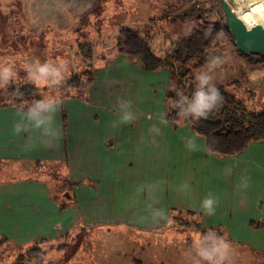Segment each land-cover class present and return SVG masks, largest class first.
Wrapping results in <instances>:
<instances>
[{
    "label": "crops",
    "instance_id": "obj_1",
    "mask_svg": "<svg viewBox=\"0 0 264 264\" xmlns=\"http://www.w3.org/2000/svg\"><path fill=\"white\" fill-rule=\"evenodd\" d=\"M236 55L264 62L253 53ZM106 56L80 95L60 97L55 139L42 130L17 133L21 107L0 102V240L14 250L0 264L39 245L54 249L55 258L66 256L68 238L89 230L114 234L92 237V264H158L151 258L157 248L164 250L160 264H169L170 248L186 264L183 237L168 240L170 231L185 228L212 229L238 247L264 250V139L230 155L210 152L190 122L180 126L168 117L170 69L145 70L114 49ZM122 100L136 114L132 123L119 122ZM161 114L167 124L159 123ZM153 124L159 135L150 132ZM193 135L189 149L185 141ZM209 193L217 199L212 216L200 209ZM180 215L196 225L174 230Z\"/></svg>",
    "mask_w": 264,
    "mask_h": 264
},
{
    "label": "rangeland",
    "instance_id": "obj_2",
    "mask_svg": "<svg viewBox=\"0 0 264 264\" xmlns=\"http://www.w3.org/2000/svg\"><path fill=\"white\" fill-rule=\"evenodd\" d=\"M195 7L198 11L193 10ZM185 12L186 19L183 17ZM160 17L164 19H157ZM152 20H155V23L146 24ZM204 20L224 22L218 0H0V63L15 64L18 79L14 84H28L22 70L23 62L37 58L41 61L45 59L64 61L68 67L65 81L73 75L85 78L88 71L93 76L95 66L105 59L103 56H108L111 49H114V42L110 40L118 25L128 24L139 34H148L153 38L156 49L159 47L164 49L169 45L171 38L176 39L197 22ZM223 24L225 29L209 50L211 57L219 58L213 72L214 83L223 85L238 98L243 99L246 107L257 109L264 101V62L244 58L240 61L236 55L238 51L233 44V37L225 23ZM82 42L95 43L94 63L86 64L82 61L79 52V45ZM255 55L262 58L260 54ZM257 60L259 63L255 62ZM206 69L207 66L191 72L194 76L193 81L198 72ZM172 78L169 100L176 97L177 91L186 95L174 76ZM36 89L41 98L43 94L51 91L47 86H36ZM7 90L8 87L0 89L1 103L2 99L6 98ZM70 93L80 95L81 90L67 83L59 89L60 97ZM173 220L174 230L177 226L196 225L192 219L183 218L181 215L174 217ZM184 230L180 229L179 234L170 231L168 240L176 244L180 236L183 237L184 241L179 243L183 244L187 253L190 251L192 239L197 233L204 231L195 229L193 233L192 230L188 232L186 228ZM129 235L131 238L142 240L141 244L145 242L144 235L132 233ZM112 236L114 234L107 230L74 233L68 238L66 248L61 247L66 256L62 254L55 258L56 256L51 255L54 249L48 245H39L29 248L25 253H18L16 261L20 257L19 261L23 264H64L66 260L69 264H92L90 250L92 237ZM158 239L161 237L157 238V241ZM232 248L234 250L232 264H264V250L245 249L234 244ZM138 250L139 248L136 249ZM176 250L177 248L166 250L167 257L169 255L170 258L169 264H180L177 263L178 259L183 261L178 257L180 255L176 254ZM6 252L13 254L14 250L0 241V259ZM163 252L162 249H154L151 258L158 264L163 263L165 262ZM75 259L79 261L73 263ZM185 262L190 264L189 256Z\"/></svg>",
    "mask_w": 264,
    "mask_h": 264
},
{
    "label": "trees",
    "instance_id": "obj_3",
    "mask_svg": "<svg viewBox=\"0 0 264 264\" xmlns=\"http://www.w3.org/2000/svg\"><path fill=\"white\" fill-rule=\"evenodd\" d=\"M193 10L198 11L197 7ZM183 17L187 18L186 12ZM157 19L163 20L164 17ZM152 23H155V20L146 24ZM223 23L221 20L197 22L185 34L179 35L176 39L171 38L169 45L164 49L160 47L156 49L153 38L148 34H139L128 24L118 25L110 42H114L116 52L128 55L139 62L145 70L163 67L170 69L178 85L182 86L186 95L191 96L195 89L194 76L191 72L207 66L211 57L210 46L225 29ZM94 46L93 42L80 43L79 52L84 63H94L96 59ZM91 80L92 74L88 71L85 78L73 75L65 83L82 91ZM216 86L223 98L220 105L207 117L199 121H188L192 128L204 137L207 149L218 155H230L241 151L251 141L264 139V101L259 108L250 109L244 105L243 99L238 98L223 85ZM39 99L41 97L34 84L12 83L8 86L6 98L2 99V103H12L22 108ZM168 117L177 118L176 111L170 105ZM19 260L13 264H23Z\"/></svg>",
    "mask_w": 264,
    "mask_h": 264
},
{
    "label": "clouds",
    "instance_id": "obj_4",
    "mask_svg": "<svg viewBox=\"0 0 264 264\" xmlns=\"http://www.w3.org/2000/svg\"><path fill=\"white\" fill-rule=\"evenodd\" d=\"M219 63L218 57H210L207 69L195 75V89L191 96L181 91L176 92V97L169 100V105L177 113L175 123L183 126L185 121H199L205 118L222 102V96L214 83L213 72ZM25 73V82L38 87L47 86L51 91L43 94L39 100H34L30 105L20 109V121L15 125L17 133L30 129L42 130V135L51 139L58 137L59 133L54 128L55 115L61 104L59 89L65 83L67 64L62 60L40 59L25 60L22 65ZM18 72L14 63H0V89L7 88L17 82ZM130 102L122 100L119 104V122L132 123L136 119ZM160 124H167L166 114L159 116ZM150 132L159 135L160 128L156 124ZM186 147L191 149L195 145V135L185 141ZM189 187L187 183L183 185ZM217 199L209 193L200 203V209L207 216L215 214ZM156 217L161 216V211L153 210ZM234 250L231 242L215 230L209 229L197 233L192 239L189 251L190 264H232Z\"/></svg>",
    "mask_w": 264,
    "mask_h": 264
},
{
    "label": "water",
    "instance_id": "obj_5",
    "mask_svg": "<svg viewBox=\"0 0 264 264\" xmlns=\"http://www.w3.org/2000/svg\"><path fill=\"white\" fill-rule=\"evenodd\" d=\"M219 3L236 50L243 55L256 53L264 56V25L255 24L247 28L225 0H219Z\"/></svg>",
    "mask_w": 264,
    "mask_h": 264
},
{
    "label": "bare ground",
    "instance_id": "obj_6",
    "mask_svg": "<svg viewBox=\"0 0 264 264\" xmlns=\"http://www.w3.org/2000/svg\"><path fill=\"white\" fill-rule=\"evenodd\" d=\"M247 28L264 25V0H225Z\"/></svg>",
    "mask_w": 264,
    "mask_h": 264
}]
</instances>
